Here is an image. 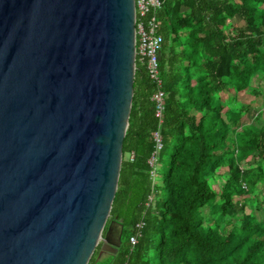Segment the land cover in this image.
<instances>
[{
    "label": "trees",
    "instance_id": "trees-1",
    "mask_svg": "<svg viewBox=\"0 0 264 264\" xmlns=\"http://www.w3.org/2000/svg\"><path fill=\"white\" fill-rule=\"evenodd\" d=\"M160 1L161 84L136 57L106 223L122 224L121 243L98 257L99 242L87 264H264V193L258 207L246 197L260 194L255 186L264 180V112L247 123L250 104L236 97L264 77V0ZM235 16L242 25L229 22ZM226 88L227 102L219 92ZM215 175L218 189L209 181Z\"/></svg>",
    "mask_w": 264,
    "mask_h": 264
},
{
    "label": "water",
    "instance_id": "water-1",
    "mask_svg": "<svg viewBox=\"0 0 264 264\" xmlns=\"http://www.w3.org/2000/svg\"><path fill=\"white\" fill-rule=\"evenodd\" d=\"M134 23V0H0V264L119 247Z\"/></svg>",
    "mask_w": 264,
    "mask_h": 264
},
{
    "label": "built area",
    "instance_id": "built-area-1",
    "mask_svg": "<svg viewBox=\"0 0 264 264\" xmlns=\"http://www.w3.org/2000/svg\"><path fill=\"white\" fill-rule=\"evenodd\" d=\"M135 3V58L145 64L149 77L159 86L161 80L158 72L157 54L162 42L159 33V21L156 17V9L160 7V0H134ZM163 92L159 89L153 95L155 102V115L160 118L163 108ZM156 141V149L160 147V135L158 131L153 133ZM134 242L135 237L131 236Z\"/></svg>",
    "mask_w": 264,
    "mask_h": 264
},
{
    "label": "rangeland",
    "instance_id": "rangeland-1",
    "mask_svg": "<svg viewBox=\"0 0 264 264\" xmlns=\"http://www.w3.org/2000/svg\"><path fill=\"white\" fill-rule=\"evenodd\" d=\"M229 22H236L238 25H242V22L240 21V19L238 18V17H233V18H231L230 20H229ZM250 88H252V87H249L248 88V91H245L246 93H238L237 95H236V97H237V100H243V101H245V102H248L250 105V109L248 110V112H247V116H248V118H247V120H246V122L248 123L250 120H251V118L254 116V114H255V112H256V110L258 111L259 109H261V110H263V112H264V77H262V76H259L258 78H257V86L256 87H254V89H252V91H251V89ZM255 92V94L254 93H252V92ZM220 93H221V98L223 99V101H225V102H227L228 100H229V97H230V95L229 94H232L233 92H232V90L230 89H228V88H226V89H223V90H220L219 91ZM128 157V155H124V158H127ZM253 162H256V161H253V160H251L250 161V163H253ZM261 164H262V166H263V171H264V161L263 162H261ZM246 164H244V166H245ZM154 179H155V181L156 182H160L161 181V175L159 174V173H154ZM223 179V178H222ZM209 181H210V183H212V185L214 186V188L215 189H218L217 187L219 186L220 187V182H221V179H219L218 177H217V175H215V179H212V178H209ZM258 190H260L259 192H260V194H258L257 196L256 195H254V194H256V192H254L253 194L252 193H249L246 197L248 198V199H250L251 200V198H252V200H251V204L253 203H255V205H257V207L260 205V199H261V192H263L264 193V180L262 181V182H257V184H256V186H255ZM255 197V198H254ZM236 198V197H235ZM237 198H240V197H237ZM250 203L248 202L247 204H246V206H245V210L246 211H250L251 210V205H250ZM203 212H204V214L205 215H207V216H209L208 214H207V210L206 209H204L203 210ZM258 213H262L261 212V210L258 212ZM109 218V217H108ZM226 219H227V216L225 217ZM115 226V230L117 231V230H119V226L118 225H114ZM224 225H222L221 227H223ZM226 227H228V226H226Z\"/></svg>",
    "mask_w": 264,
    "mask_h": 264
}]
</instances>
